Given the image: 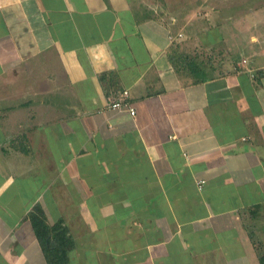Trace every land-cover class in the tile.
Listing matches in <instances>:
<instances>
[{
  "label": "crops",
  "instance_id": "obj_1",
  "mask_svg": "<svg viewBox=\"0 0 264 264\" xmlns=\"http://www.w3.org/2000/svg\"><path fill=\"white\" fill-rule=\"evenodd\" d=\"M35 207L62 264H262L264 0H0V264Z\"/></svg>",
  "mask_w": 264,
  "mask_h": 264
},
{
  "label": "trees",
  "instance_id": "obj_2",
  "mask_svg": "<svg viewBox=\"0 0 264 264\" xmlns=\"http://www.w3.org/2000/svg\"><path fill=\"white\" fill-rule=\"evenodd\" d=\"M34 231L45 253L48 264H62L65 262V251L73 245V239L68 228L62 222L47 223L43 210L39 207L29 212ZM259 260L264 264V254L260 253Z\"/></svg>",
  "mask_w": 264,
  "mask_h": 264
},
{
  "label": "built area",
  "instance_id": "obj_3",
  "mask_svg": "<svg viewBox=\"0 0 264 264\" xmlns=\"http://www.w3.org/2000/svg\"><path fill=\"white\" fill-rule=\"evenodd\" d=\"M117 95L118 96H116L114 99L109 101L107 105L113 109H118V110L126 109L132 116H135L136 110L132 105H130V103L127 100L129 97V91L127 89H124L120 91ZM203 183L204 181H200L199 185H202Z\"/></svg>",
  "mask_w": 264,
  "mask_h": 264
},
{
  "label": "rangeland",
  "instance_id": "obj_4",
  "mask_svg": "<svg viewBox=\"0 0 264 264\" xmlns=\"http://www.w3.org/2000/svg\"><path fill=\"white\" fill-rule=\"evenodd\" d=\"M258 258H259V256H258Z\"/></svg>",
  "mask_w": 264,
  "mask_h": 264
}]
</instances>
